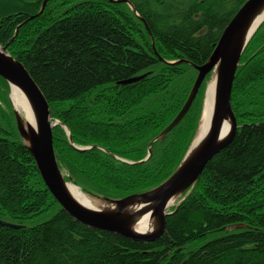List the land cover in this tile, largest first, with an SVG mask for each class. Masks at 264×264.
Segmentation results:
<instances>
[{
  "label": "trees",
  "instance_id": "trees-1",
  "mask_svg": "<svg viewBox=\"0 0 264 264\" xmlns=\"http://www.w3.org/2000/svg\"><path fill=\"white\" fill-rule=\"evenodd\" d=\"M0 1V45L49 104L60 167L85 193L123 198L167 179L196 129L203 83L182 121L197 71L246 0ZM32 18V19H31ZM19 27V28H18ZM163 60V61H162ZM165 61H184L171 65ZM144 76L133 83L125 81ZM206 79V78H205ZM0 77V264H264V23L241 56L231 104L238 128L167 219L142 243L75 221L51 196L20 140ZM241 224L243 228H230ZM229 227V228H228ZM227 228V229H226Z\"/></svg>",
  "mask_w": 264,
  "mask_h": 264
},
{
  "label": "water",
  "instance_id": "water-1",
  "mask_svg": "<svg viewBox=\"0 0 264 264\" xmlns=\"http://www.w3.org/2000/svg\"><path fill=\"white\" fill-rule=\"evenodd\" d=\"M47 1L49 0L42 2L40 11L32 18L39 16L43 12ZM107 1L115 4H126L138 19L144 21L131 1ZM263 23L264 0H246L222 31L206 62L202 65L186 62L198 72L193 86L175 118L150 142L147 156L137 162L128 161L113 154L111 156L127 164H139L147 161L152 154V145L157 141H162L166 134L182 121L195 100L206 76L211 74L208 84L214 77L215 90L209 129L196 142L203 118V101L195 137L191 140L192 142L190 141L191 144H189L172 174L162 183L149 190L123 198H107L93 193H86L100 203V211L85 207L72 192L70 187H79L72 182L68 175H65L57 161L54 128L61 126L68 137L69 145L76 150L99 149L103 152L107 151L98 145L87 147L75 145L69 129L59 121H54L51 118L48 101L39 86L23 63L7 52V45L14 39L16 34L8 41L6 46H0V77L9 86V100L18 135L24 147L33 157L44 185L62 210L82 225L98 231L113 233L132 241L148 243L160 238L166 230L168 217L175 212L179 204L192 190L207 163L222 149L226 148L236 134L238 125L231 104L233 82L242 54ZM165 62L171 65L185 63L184 61ZM142 78L144 76L131 78L124 83L137 82ZM13 90L22 95L26 105L29 107L30 120L13 106L11 101ZM227 123L229 124V129L225 131ZM177 201L178 203L175 205ZM174 206L175 208L171 210ZM147 215L151 224L154 225L149 232H140L136 227ZM0 224L16 228V225L6 221L0 220ZM243 227V225L238 224L230 228L238 229Z\"/></svg>",
  "mask_w": 264,
  "mask_h": 264
},
{
  "label": "bare ground",
  "instance_id": "bare-ground-1",
  "mask_svg": "<svg viewBox=\"0 0 264 264\" xmlns=\"http://www.w3.org/2000/svg\"><path fill=\"white\" fill-rule=\"evenodd\" d=\"M214 90H215V78L213 77L210 84H208L206 94L204 97L203 118L201 121V125L199 127V132L196 137V142L205 135V133L209 129V126L211 125V116H212L213 104H214ZM11 101L13 106H15V108L19 110L24 117L30 120L31 113L28 109L29 107L26 105L22 95L19 92L13 90V93L11 94ZM228 129H229V124L227 123L225 126V131H227ZM70 188L85 207L92 210L100 211L101 206L97 200L88 196L79 188L73 186ZM153 225L154 224H151L149 216L147 215L140 221L136 229L140 232H149L152 229Z\"/></svg>",
  "mask_w": 264,
  "mask_h": 264
},
{
  "label": "rangeland",
  "instance_id": "rangeland-1",
  "mask_svg": "<svg viewBox=\"0 0 264 264\" xmlns=\"http://www.w3.org/2000/svg\"><path fill=\"white\" fill-rule=\"evenodd\" d=\"M2 3H4V2H6L7 0H0ZM11 2H12V0H11ZM48 2V1H47ZM1 46V45H0ZM198 73V72H197ZM210 79H211V74H208L207 76H206V79L204 80V85H203V94H202V96H201V99L202 100H200V102H201V107H200V114H201V111H202V104H203V101H204V97H205V93H206V90H207V86H208V83H209V81H210ZM50 111V110H49ZM234 111V110H233ZM235 113V112H234ZM200 114H198V120H197V124H196V129H195V132H194V134H193V137H192V139L191 140H193L194 139V137H195V134H196V131H197V126H198V124H199V120H200ZM236 116V115H235ZM236 120H237V117H236ZM237 125H238V121H237ZM61 127V126H60ZM169 133V132H168ZM167 133V134H168ZM166 134V135H167ZM192 142V141H191ZM191 142L189 143V144H191ZM189 146V145H188ZM188 148V147H187ZM187 150V149H186ZM110 157H112L111 156V154H108ZM113 159H115V160H117L116 158H114V157H112ZM62 169V168H61ZM63 170V169H62ZM63 172L65 173V175H67L66 174V172L63 170ZM155 187V186H154ZM153 188V187H152ZM178 203V201L175 203V205ZM173 208H175V206L174 207H172L171 208V210H173ZM3 221V220H2ZM7 222V221H6Z\"/></svg>",
  "mask_w": 264,
  "mask_h": 264
}]
</instances>
